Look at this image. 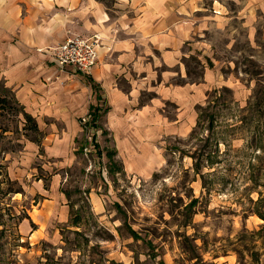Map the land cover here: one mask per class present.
I'll return each mask as SVG.
<instances>
[{
	"label": "rangeland",
	"instance_id": "1",
	"mask_svg": "<svg viewBox=\"0 0 264 264\" xmlns=\"http://www.w3.org/2000/svg\"><path fill=\"white\" fill-rule=\"evenodd\" d=\"M243 1L191 0L181 8L198 45L183 58L189 76L199 79L204 64L215 80L194 101L197 117L193 113L189 130L155 140L161 160L148 175L124 170L107 125L96 121L88 88L86 108L74 116L78 131L55 117L36 119L45 133L41 149L29 138L34 133L14 91L0 78V264H46L45 254L59 264H264V220L244 211L248 196L258 195L248 192L247 170L255 155L253 103L264 91V13L252 7L249 21ZM45 61L48 73L41 78L54 85L59 72ZM101 101L95 106L103 114ZM173 107L163 106L169 116ZM208 133L221 150L229 148L220 162L229 177L223 188L219 179L203 187L192 168ZM57 142L64 145L52 155ZM218 164L202 171L214 178ZM258 188L264 193V178ZM192 197L197 201L186 215ZM72 208L81 213L79 225L69 224Z\"/></svg>",
	"mask_w": 264,
	"mask_h": 264
},
{
	"label": "crops",
	"instance_id": "2",
	"mask_svg": "<svg viewBox=\"0 0 264 264\" xmlns=\"http://www.w3.org/2000/svg\"><path fill=\"white\" fill-rule=\"evenodd\" d=\"M110 1L0 0V78L35 120L55 117L66 121L71 132L78 131L74 116L85 110L88 88L89 106L96 121L107 125L124 170L148 175L161 160L155 140L189 130L193 113L197 117L193 103L215 75L203 64L200 78L192 79L183 59L198 47L193 22L181 13L191 0ZM241 6L248 9L249 21L252 7L264 13V0H244ZM72 34L99 36L97 60L89 73L60 69L52 59L51 47ZM45 59L53 73L59 72L54 85L41 78L48 73ZM65 79L70 80L67 85ZM100 100L103 114L95 106ZM167 103L174 104L172 116L163 108ZM37 125L43 149L45 133ZM59 144L64 145L55 143L52 155Z\"/></svg>",
	"mask_w": 264,
	"mask_h": 264
},
{
	"label": "trees",
	"instance_id": "3",
	"mask_svg": "<svg viewBox=\"0 0 264 264\" xmlns=\"http://www.w3.org/2000/svg\"><path fill=\"white\" fill-rule=\"evenodd\" d=\"M253 110L254 112L251 114L253 126L251 130V137H250V144L253 146V153L255 154L252 158H254L253 162H249L248 170H247V176L252 181L251 185L249 186V191L256 190L258 195L257 197L253 198L251 196H248L249 200V206L244 210L245 212L249 213H255L257 214L261 219L264 220V193L261 189L258 188V186L261 184V180L264 178V91H261V95L258 97H255V101L253 103ZM23 116L26 120L30 121V126L32 128V131L34 135L30 136L29 138L31 140H35L41 147V140L39 138V134H41L40 129L38 128V125L36 123V120L34 117L28 113L25 110H22ZM199 115V114H198ZM212 124H210L211 126ZM209 135H205L203 137L202 143L200 147L198 148V154L196 157H194L192 168L195 170L196 173H199L202 186L209 189L211 187V184L213 181H217L218 179L221 181V183L218 181L216 184H218L217 187L223 188L228 181L229 177H225L221 171V161H225L228 159L227 153L229 151V148L220 149L219 147V139L216 138H210ZM97 145V144H96ZM42 149V148H41ZM214 163H219L218 166L215 167L216 169V175L213 177H209L208 171H202V168L204 167H214ZM215 174V172H213ZM61 191L65 192L67 196H69L70 192L66 189L61 188ZM197 201L196 197H192L189 202L185 205L184 211L187 215L188 213L192 212V206ZM81 220V213L78 209H71L70 211V217H69V224L72 225H79ZM32 226L34 227V222H31ZM130 233L133 236L137 235V232L129 226ZM79 231H77L78 233ZM62 233V232H61ZM63 237V233L61 234ZM186 238L188 236L185 234ZM77 245V244H76ZM70 250L76 249L77 247L71 246ZM44 263L46 264H59V261L57 259H50L48 254H45L44 256ZM158 264H166L163 259L158 260Z\"/></svg>",
	"mask_w": 264,
	"mask_h": 264
},
{
	"label": "built area",
	"instance_id": "4",
	"mask_svg": "<svg viewBox=\"0 0 264 264\" xmlns=\"http://www.w3.org/2000/svg\"><path fill=\"white\" fill-rule=\"evenodd\" d=\"M98 45L97 34H72L51 47L52 59L60 69L69 67L73 72L89 73L97 60Z\"/></svg>",
	"mask_w": 264,
	"mask_h": 264
}]
</instances>
